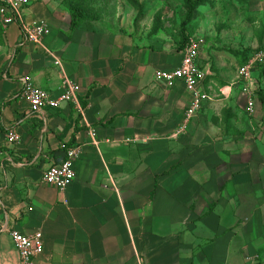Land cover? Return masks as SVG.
<instances>
[{
  "label": "crops",
  "instance_id": "obj_1",
  "mask_svg": "<svg viewBox=\"0 0 264 264\" xmlns=\"http://www.w3.org/2000/svg\"><path fill=\"white\" fill-rule=\"evenodd\" d=\"M26 1L23 22L0 19V264L20 262L12 232L43 234L34 264H264V165L250 162L264 131L248 112L256 93L238 84L246 58L222 81L232 66L202 46L207 99L178 134L191 95L156 80L184 57L169 38L72 30L63 0ZM41 23L43 45L26 43L22 24ZM65 79L78 104L31 111L26 81L58 99ZM71 148L76 178L61 193L43 176Z\"/></svg>",
  "mask_w": 264,
  "mask_h": 264
},
{
  "label": "rangeland",
  "instance_id": "obj_2",
  "mask_svg": "<svg viewBox=\"0 0 264 264\" xmlns=\"http://www.w3.org/2000/svg\"><path fill=\"white\" fill-rule=\"evenodd\" d=\"M199 1L63 0V3L84 17L86 29L135 34L143 39L167 37L183 55L191 40L199 41L204 47L206 61L209 56L218 64L232 66L233 75H222V81L228 78L236 83L237 67L249 55L264 49V0H203L202 4ZM256 70L250 87L257 95L254 100L257 102L254 105L256 114L251 121L263 132L264 105L259 96L264 93V69L257 67ZM206 72L210 77V72ZM238 84L244 90V84L241 81ZM245 113L248 114L246 110ZM252 148L258 152L264 150V142ZM250 158L251 163L264 165L263 154Z\"/></svg>",
  "mask_w": 264,
  "mask_h": 264
},
{
  "label": "built area",
  "instance_id": "obj_3",
  "mask_svg": "<svg viewBox=\"0 0 264 264\" xmlns=\"http://www.w3.org/2000/svg\"><path fill=\"white\" fill-rule=\"evenodd\" d=\"M26 5V0H0V19L2 24L8 27L21 22L22 12ZM22 29L26 43L35 46L43 45L47 34L44 23L31 26L22 24ZM201 49L202 44L199 41L191 40L184 51L181 66L177 70L173 72H158L156 74V80L163 82L170 88L178 81L183 82L186 90L191 95L186 121L180 131H178V134L185 131L190 120L201 110L204 101L207 99L201 88V85L206 80V73L198 65ZM56 64L60 65L59 62ZM262 64H264V50L255 53L238 71V79L245 85L244 92L250 96L253 94L252 89H250L254 83L253 73ZM63 86L64 92L61 97L53 99L47 92L34 87L30 82L26 81L23 95L34 113H39L46 108L58 109L65 103L78 104L80 87L69 79H65ZM248 112L252 115L255 114L253 104H250ZM19 140V136L14 132L8 135V142L11 144L18 143ZM80 154L81 151L78 148L67 149L64 162L51 167L44 173V183L64 193L76 178L75 163ZM11 238L20 257L19 264H34V261L44 253L43 234L40 232L32 236L12 232Z\"/></svg>",
  "mask_w": 264,
  "mask_h": 264
},
{
  "label": "trees",
  "instance_id": "obj_4",
  "mask_svg": "<svg viewBox=\"0 0 264 264\" xmlns=\"http://www.w3.org/2000/svg\"><path fill=\"white\" fill-rule=\"evenodd\" d=\"M199 3L200 4H202L203 3V0H200L199 1ZM72 30H76V29H78V28H80L81 27V25L83 24V22H84V17L83 16H81L80 14H78V12H76V11H72ZM264 49H262V50H259V51H263ZM259 51H256V52H259ZM255 52V53H256ZM254 53H252L251 55H253ZM250 55V56H251ZM247 59H248V57L246 58V60H245V62L244 63H246L247 62ZM263 68L264 69V64H262L261 66H260V68ZM259 68V67H258ZM259 100H261V102H262V104L264 105V93H261L260 94V96H259Z\"/></svg>",
  "mask_w": 264,
  "mask_h": 264
}]
</instances>
